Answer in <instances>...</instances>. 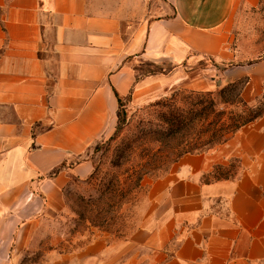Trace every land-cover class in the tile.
<instances>
[{
    "label": "crops",
    "instance_id": "crops-1",
    "mask_svg": "<svg viewBox=\"0 0 264 264\" xmlns=\"http://www.w3.org/2000/svg\"><path fill=\"white\" fill-rule=\"evenodd\" d=\"M260 2L0 0V264L17 233L60 213L71 181L91 174L85 156L118 126V97L146 99L177 83L178 70L140 78L144 63L164 72L170 62L208 57L223 66L224 86L246 79L244 103L264 94V59L235 66L232 47L237 16ZM217 85L190 82L196 92ZM228 161L240 174L214 178ZM149 196L137 234L111 245L94 240L84 259L264 264V117L209 152L183 156Z\"/></svg>",
    "mask_w": 264,
    "mask_h": 264
},
{
    "label": "rangeland",
    "instance_id": "rangeland-1",
    "mask_svg": "<svg viewBox=\"0 0 264 264\" xmlns=\"http://www.w3.org/2000/svg\"><path fill=\"white\" fill-rule=\"evenodd\" d=\"M234 36L232 47L239 53L235 66L264 59V0L237 16ZM162 69L163 65L144 63L138 76L172 75L178 70L177 83L146 99L131 96L122 101L115 131L85 156L93 164L91 174L71 181L60 213L39 217L14 236L18 242H13L6 264H100L84 259L86 246L103 237L109 245L123 243L137 234L153 207L149 200L153 184L175 169L192 143L210 140V132L199 137L216 121L212 100L218 112L248 114L243 104L223 103L242 92L246 79L234 83V89L232 84L224 86L223 66L213 59L195 55L182 66L170 62L167 71ZM199 77L212 78L219 85L210 92L193 91L190 82ZM247 107L263 111L264 94ZM173 111L180 120L177 126L169 117ZM220 145L200 146L201 152ZM240 172L236 161L221 162L213 177L235 178Z\"/></svg>",
    "mask_w": 264,
    "mask_h": 264
},
{
    "label": "trees",
    "instance_id": "trees-1",
    "mask_svg": "<svg viewBox=\"0 0 264 264\" xmlns=\"http://www.w3.org/2000/svg\"><path fill=\"white\" fill-rule=\"evenodd\" d=\"M231 87L232 89L235 88L233 84ZM240 95H241V92L240 93L238 92L235 95L234 100H232L231 102H223V101L222 102L224 104H229L231 106L243 104L248 114L243 116V115L234 114L233 112H230V113H226L225 111L218 112L216 109L217 103L214 100H212L211 107L214 108L212 112L216 114V121H214L213 123L209 125L208 130L200 132V137H199V140H200L201 137L205 135V133L208 134L210 132L211 133L210 140L202 145H200L201 143L199 144L198 142L194 144L192 143L184 154L202 153L201 152L202 148H200V146H206V145L212 146L216 144H224L228 140H230L241 128L253 123L257 119L264 116V110L259 111L258 109L248 108L247 104L244 103L243 100H240L241 98ZM118 99L121 105L123 100L120 97H118ZM226 116H230V118L225 120ZM169 117L174 119L176 126L180 123L178 115L174 111L170 113ZM170 122L172 121L169 120V123Z\"/></svg>",
    "mask_w": 264,
    "mask_h": 264
}]
</instances>
